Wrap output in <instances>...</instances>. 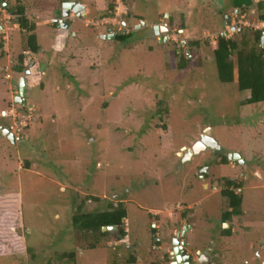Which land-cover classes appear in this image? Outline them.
I'll list each match as a JSON object with an SVG mask.
<instances>
[{
	"label": "rangeland",
	"instance_id": "rangeland-1",
	"mask_svg": "<svg viewBox=\"0 0 264 264\" xmlns=\"http://www.w3.org/2000/svg\"><path fill=\"white\" fill-rule=\"evenodd\" d=\"M6 1L11 7L19 0ZM66 1L21 0L27 17L37 21L41 50L30 58L42 66L37 81L28 84L26 107L14 102L25 71H13L25 31L8 10L0 22L5 27L0 28V127L13 128L17 138L13 144L0 131V193L18 198L23 242L21 252L0 264H129L131 257L135 264H168L165 255L181 212L190 228V254L211 248L215 264H264V102L244 103L247 93L237 82L219 79L214 57L225 27L222 16L252 3L258 10H245L251 17L236 19V25H260L264 2L120 0L114 16L104 18L105 0H72L86 14L68 30H58L47 22L60 16V3ZM125 23L131 36L116 40ZM154 23L171 24L175 40L200 44L190 45L188 56L180 53L175 43L152 35ZM252 34L249 28L233 37L240 41L247 35L254 41ZM203 129L212 131L221 154L239 155L249 167L240 207L246 229L229 237H222L229 226L221 219L229 202L195 175L216 154L208 150L187 164L179 158ZM239 167H215V174H221L217 188L223 187V178H235ZM120 200L133 252L113 236L90 249L93 234L72 223L78 207L89 214ZM5 208L0 220L17 215ZM173 213L177 220L170 221L167 215ZM157 214L160 249L153 242ZM7 235L0 233V238Z\"/></svg>",
	"mask_w": 264,
	"mask_h": 264
},
{
	"label": "trees",
	"instance_id": "trees-1",
	"mask_svg": "<svg viewBox=\"0 0 264 264\" xmlns=\"http://www.w3.org/2000/svg\"><path fill=\"white\" fill-rule=\"evenodd\" d=\"M118 0H105L106 11L104 18H111L115 14V9ZM126 2L127 0H122ZM252 4V3H250ZM260 4V3H259ZM27 6L18 1L17 5L8 7L7 10L14 16H16V23L20 27V31H25L26 38L23 42V53L18 56V65L13 67V71L16 74L24 73L27 66V60L29 54H38L41 50L38 37L36 35L37 21L31 20L27 17ZM244 7L243 12H245ZM238 9V8H235ZM260 22H264V15H260ZM183 29V28H182ZM248 27H244V33ZM253 33V40L249 39L247 35L238 41L235 37H223L217 38V47L214 50V57L219 73V79L223 83L237 82L240 91L247 93L248 97L244 100L246 104H256L264 102V48L261 46V37L264 31L250 29ZM240 33V32H239ZM24 35V34H23ZM131 34L120 33L115 38L116 40L126 41ZM200 42H191L192 46L198 47ZM210 43L207 42V45ZM0 48L4 50V42H0ZM21 109V108H20ZM23 110V109H22ZM26 110L24 109V112ZM228 163V160L225 162ZM30 165V161L26 160V166ZM1 182V180H0ZM1 188V183H0ZM224 194V193H223ZM224 197H228L226 193ZM230 205L235 209L234 214H240V206L242 203L241 196L231 194L228 197ZM95 200H97L95 198ZM7 207L10 211L9 214H17L18 198L13 194H1L0 193V209ZM6 210V208H5ZM7 212V211H6ZM5 212V213H6ZM7 214H5L6 216ZM3 219V218H2ZM13 219V220H10ZM0 220V233H8L7 237L0 238V259H5L9 255H14L22 251L23 242L20 235L21 229L19 226L18 214L13 218ZM127 210L122 203L110 204L109 209L94 213H81V206L78 207V212L74 215L72 223L74 228L82 232H91L93 234V242L90 245V249H96L100 246L102 240L113 236L117 241L126 236L125 221L127 220ZM227 219V218H226ZM2 221V222H1ZM115 226V231L103 232V227ZM224 235H230V231L224 230ZM11 234L10 239H8ZM156 245H160L156 243ZM73 254H64V256H72ZM165 255V260L167 259ZM129 264H135L136 258L131 257L128 261Z\"/></svg>",
	"mask_w": 264,
	"mask_h": 264
},
{
	"label": "flooded vegetation",
	"instance_id": "flooded-vegetation-1",
	"mask_svg": "<svg viewBox=\"0 0 264 264\" xmlns=\"http://www.w3.org/2000/svg\"><path fill=\"white\" fill-rule=\"evenodd\" d=\"M264 2V0H254V4H259V3H262ZM66 4H72L71 7H68V11H70V15H69V21H68V28L67 29H61L58 27L59 25V22L63 20V14L65 11H67V8H64V6ZM0 11L3 12V11H6L7 8L9 7V4L8 2L5 0H1V3H0ZM79 5V2L77 1H72V0H69V1H66V2H61L60 3V7H59V10H60V16L59 17H55L53 19H50L49 21H51L52 23H50V25H52L53 27L57 28L58 30H68L71 25H72V22H74L75 20L78 21L80 20V17H78L77 14H75L73 12L74 8ZM251 6V7H250ZM86 10V9H85ZM244 10H248V11H251L253 12V10L257 11L258 9L254 8V6H252V4H249V8L245 9L244 7ZM0 12V22H2V20H4V18L2 17L3 14ZM243 8L241 9H234V11H232L231 13H226L225 15L222 16V19L224 21V24H225V27L223 29V31H221L220 33L223 34L225 33L226 30H228L230 33L228 36L226 37H233L236 33H239L238 30L235 31V32H231V29L228 28V25L231 24V26H237V29H239L240 26L236 25V22L235 20L240 18H245V17H251V14L247 15V14H243ZM238 19V20H240ZM58 21L56 23H53V21ZM246 23H248V21H246ZM264 23V22H262ZM64 24V23H63ZM62 25V24H61ZM65 25V24H64ZM160 25V24H158ZM250 25V24H249ZM3 26L2 23H0V28ZM165 26V30L162 31L158 26V31L161 30V36L159 38L156 37V39H158L160 42H163V41H167V42H172V43H175V45L177 46V48L179 49L180 53H184L188 56V54H190V45L191 41L189 40H175L173 39V37L171 36L170 32H171V24L169 23H165L164 24ZM252 25L248 26V28H252L251 27ZM129 27V23H125V26L122 30V33L123 34H131L132 30L128 28ZM155 25L153 26H150L149 29L152 32V35L154 33V37L156 35V31L154 30ZM254 29V28H252ZM256 30V29H255ZM183 29H181L179 32H182ZM218 34L217 38L221 35V34ZM120 34V33H119ZM118 34V35H119ZM209 37V36H207ZM195 41V40H194ZM216 44H217V40H216ZM181 46H183V48H181ZM262 46V45H261ZM196 47V46H195ZM188 48V49H187ZM184 50V51H183ZM30 60V58H28L27 60V68L25 69V73L23 76H26L27 74H30V69H29V65H28V61ZM36 64H38L40 67L41 64L40 63H37L35 62ZM33 82V81H32ZM31 83V82H30ZM28 87V85H27ZM207 130L206 129H203L202 130V133H200L199 135V138L196 140V142H194V144H196L198 141L201 140L202 136L205 134ZM213 137V135H212ZM214 138V137H213ZM192 144L190 147H187V148H183L185 150L182 149V151L179 153V158L182 159L183 162H186L185 164H187V162H193V160L198 157V156H202V154L204 152H207L208 150H211L212 152H214L215 157H211L209 158L208 162H210V165H200L198 166V168L196 169V172H195V175L203 181L204 185L208 188V189H212V191H214L215 193L216 192H220L221 195L223 196L224 199H227V201L229 202V209H227V211L223 212L222 213V216H221V219H222V224H225V226H229V229H226V231H230L231 234L230 235H224V230H222V237H229L232 235V233L234 231H243V229H246L245 228V222L243 223L242 221H240V218L243 216V211L240 212V214H234V211L235 209L230 205V200L228 197L231 196V194H235L236 196H241L242 198V203L241 205L243 204V193H244V187H242V180L245 179V177L247 176V173L249 174V167H248V163L242 158L240 157L239 155V158L237 160H230L229 157L226 156V154H221L223 151L221 149L219 150H216V149H210V148H207L206 150L202 151L200 154L198 155H193L192 157L190 156L189 157V150L192 149L193 145ZM219 154V155H218ZM218 155V156H217ZM188 157L190 158L188 160ZM228 160V163H225L226 161ZM227 167V166H231V168L235 167H239V173L238 175L235 177V178H232V177H225L222 179V182H223V187L221 189H218L217 186H216V180L221 176V174H215V171H213V169L215 167ZM228 176V175H227ZM226 193V195L228 197H224V194ZM118 194L116 195H113V199H112V203L115 201V197L117 196ZM119 196V195H118ZM118 203H122L124 204L123 201H119ZM241 207V206H240ZM187 209L189 211H192V208L190 207H187ZM180 215V218H179V223H180V227L179 228H176L175 229V233L172 232L171 233V239H170V245H171V250L168 251L167 253V259L166 260H169L168 264H172L173 262H177L176 259H173L172 257V252L174 250V247H173V243H174V240L177 238L178 234H180L181 238H180V245L183 243V242H186L187 244V241H186V235L187 233L189 232V227H188V219L187 217L185 216V214L183 212L179 213ZM169 217V220L170 221H174L175 219L177 220V216L173 213V214H170V215H167ZM153 218H157L158 220L156 221V223L154 224V234H153V242L154 243H159L160 245L158 246L157 245V248H161V243H160V239H158L157 237V233L160 231V228L161 226L158 224V222L160 223V216L157 214V215H154ZM227 218V219H226ZM234 222L238 223L236 226L234 224ZM185 223H187V227H188V231L186 232V235L184 237H182V234H183V229H184V225ZM239 234V233H238ZM121 242L124 243V246L126 247L127 251L128 252H133L134 248H132L133 246L130 244V238L127 237V234L126 236H124L123 238H121L120 240ZM119 241V242H120ZM156 246V245H154ZM153 248H156V247H153ZM185 249L187 250V245L185 246ZM204 252L205 255L204 257L202 258V260L204 262H206L207 260H209L210 258L211 261L208 263V264H215V262L217 261V256L215 254V252L213 251V249H208V250H205ZM204 252H201L204 253ZM199 253V252H198ZM187 255H190L192 257V262L191 264H201L200 263V256L199 254L197 255H192L190 254L188 251H187Z\"/></svg>",
	"mask_w": 264,
	"mask_h": 264
},
{
	"label": "water",
	"instance_id": "water-1",
	"mask_svg": "<svg viewBox=\"0 0 264 264\" xmlns=\"http://www.w3.org/2000/svg\"><path fill=\"white\" fill-rule=\"evenodd\" d=\"M72 5V4H71ZM70 4H66L64 6V8H67V11L64 12L63 14V20L59 22L58 27L61 29H67L68 28V21H69V15H70V11H68V7H71ZM85 7L82 5H77L73 12L75 14L78 15V17L82 18L83 15L85 14ZM58 21H53V23H56ZM48 24L52 23L51 21L47 22ZM65 25H64V24ZM62 24V25H61ZM154 30L156 31V34H158V26L153 27ZM228 28L231 29V32H235L238 30V32H243L244 28L243 27H239V29H237V26H231V24L228 25ZM5 27H1V30H4ZM229 31L226 30L225 33L222 34L223 37H226L229 35ZM103 39H108L107 36H102ZM115 38V37H114ZM111 38L110 39H114ZM261 45L264 48V33L261 37ZM28 65H29V69H30V74H27L26 76L20 78V82H19V94L15 97V103L26 107L27 105V101H26V93H27V85L32 81V80H36L38 79V77L41 75V68L38 64H36L35 62H33L32 59H30L28 61ZM0 131L2 133V135L7 138L10 142H12L13 144L16 143V136L10 132L9 129L5 128V127H0ZM207 148L210 149H216L219 150L220 147L218 145V143L216 142V140L212 137V131L211 130H207L205 132V134L202 136L201 140L198 141L196 144L193 145L192 149L189 150V157L193 156V155H198L200 154L202 151L206 150ZM185 150V149H183ZM188 157V160L190 159ZM239 158L238 155H230L229 159L230 160H237ZM117 229V227L115 226H111V227H103L102 231L106 232V231H115ZM188 231V227H187V223H185L184 225V229H183V234L182 237H184L186 235V232ZM180 234H178L177 238L174 240L173 243V247L174 250L172 252V257L173 259H176L177 262H173L172 264H191L192 262V257L190 255H187V250L185 249V246L187 245L186 242H183L180 245ZM206 252L202 253L199 252V256H200V263L201 264H208L212 258H210L209 260H207L206 262H204L202 260V258L204 257Z\"/></svg>",
	"mask_w": 264,
	"mask_h": 264
},
{
	"label": "built area",
	"instance_id": "built-area-1",
	"mask_svg": "<svg viewBox=\"0 0 264 264\" xmlns=\"http://www.w3.org/2000/svg\"><path fill=\"white\" fill-rule=\"evenodd\" d=\"M0 12H1V11H0ZM3 12H4V11H3ZM3 12H1V13L3 14ZM3 18L5 19V15H4V14H3ZM7 19H10V17L7 16ZM104 22H105V23H108V22H110V21H108V19H107V20L105 19ZM90 23H91L90 21H86V25H90ZM102 24H103V22H102ZM245 26H248V23L245 22ZM253 27H254V29H256V30L264 31V26H262V25H258V24H257V25H255V26H253Z\"/></svg>",
	"mask_w": 264,
	"mask_h": 264
},
{
	"label": "crops",
	"instance_id": "crops-1",
	"mask_svg": "<svg viewBox=\"0 0 264 264\" xmlns=\"http://www.w3.org/2000/svg\"><path fill=\"white\" fill-rule=\"evenodd\" d=\"M258 16V15H257ZM259 17V16H258ZM159 23H154L153 25H155V26H159V27H161L160 29L162 30V31H164L165 30V26H163L162 24H160V25H158ZM153 25H151V26H153ZM253 26H255V24H252ZM257 25V24H256ZM260 25H262V26H264V23H260ZM147 27V26H146ZM161 30H159L158 31V34H156L155 36L157 37V38H159L160 36H161ZM255 30V29H254ZM183 32V31H182ZM103 35H101V38H103L102 37ZM100 37V36H99ZM191 208V207H190Z\"/></svg>",
	"mask_w": 264,
	"mask_h": 264
},
{
	"label": "clouds",
	"instance_id": "clouds-1",
	"mask_svg": "<svg viewBox=\"0 0 264 264\" xmlns=\"http://www.w3.org/2000/svg\"><path fill=\"white\" fill-rule=\"evenodd\" d=\"M118 1H120V0H118ZM85 14H86V11H85ZM85 14L83 15V17L85 16ZM83 17H82V18H83ZM82 18H80V19H82ZM86 21H89V20H86ZM86 21H85V23H86ZM86 26H89V25H86ZM2 27H4V26H2ZM240 27H242V26H240ZM243 28H244V27H243ZM26 54H27V55L29 56V58H30V54H29V52H26ZM30 59H32V58H30ZM32 60H33V62H35L34 59H32ZM5 128H7V127H5ZM7 129H9L10 132L13 133L14 135L16 134L15 131H13V130H14L13 128L10 129V127H9V128H7ZM15 136H16V135H15ZM126 221H127V220H126ZM126 232H127V231H126ZM128 232H129V231H128ZM156 243H157V242H156ZM167 253H168V252H167ZM167 253H166V254H167Z\"/></svg>",
	"mask_w": 264,
	"mask_h": 264
},
{
	"label": "bare ground",
	"instance_id": "bare-ground-1",
	"mask_svg": "<svg viewBox=\"0 0 264 264\" xmlns=\"http://www.w3.org/2000/svg\"><path fill=\"white\" fill-rule=\"evenodd\" d=\"M32 81H36V80H32ZM32 81H31V82H32Z\"/></svg>",
	"mask_w": 264,
	"mask_h": 264
}]
</instances>
